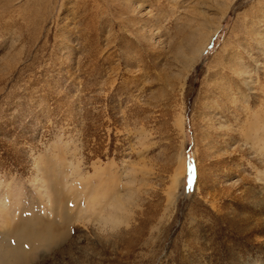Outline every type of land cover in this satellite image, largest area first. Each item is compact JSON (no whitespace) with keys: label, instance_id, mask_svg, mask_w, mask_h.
Here are the masks:
<instances>
[{"label":"rangeland","instance_id":"1","mask_svg":"<svg viewBox=\"0 0 264 264\" xmlns=\"http://www.w3.org/2000/svg\"><path fill=\"white\" fill-rule=\"evenodd\" d=\"M12 254L264 264V0H0Z\"/></svg>","mask_w":264,"mask_h":264},{"label":"bare ground","instance_id":"2","mask_svg":"<svg viewBox=\"0 0 264 264\" xmlns=\"http://www.w3.org/2000/svg\"><path fill=\"white\" fill-rule=\"evenodd\" d=\"M200 36H199V40H198V42L196 43V45H195V47H194V49H193V52H192V57L193 58H195L196 57V55L198 54V53H200V52H202V50H203V48L205 47V45H206V43H207V41L209 40V37H210V33H206V32H204V31H202L201 32V34H199ZM190 61H192V60H190ZM190 65V64H189ZM41 224H43L42 222H41ZM51 224V223H50ZM51 225H53V224H51ZM44 226H45V224H44ZM43 226V227H44ZM54 226V225H53ZM46 228H48L47 230H49V227L47 226ZM59 228V227H58ZM51 229H52V227H51ZM51 229H50V231H51ZM43 230H44V232L43 233H45V235H49L50 233V231L48 232L45 228H43ZM56 230V229H55ZM58 232H59V229H58ZM47 233V234H46ZM54 232H52V234H53ZM24 234V233H23ZM30 235V234H29ZM28 235V236H29ZM55 235V234H54ZM30 237V236H29ZM47 237V236H46ZM31 238V237H30ZM42 239V238H41ZM40 240H38V242H39ZM32 242V241H31ZM33 245V244H32ZM16 252H18V251H16ZM15 252V253H16ZM21 252V251H20ZM14 253V252H13ZM22 254L23 253H21V256H22ZM6 256V255H5ZM8 256V258H7V261H8V263L7 264H19V261H17V258H14V256H13V254H12V256H10V255H7ZM23 258V257H22ZM19 259H21V257L19 258ZM24 260V259H23Z\"/></svg>","mask_w":264,"mask_h":264}]
</instances>
